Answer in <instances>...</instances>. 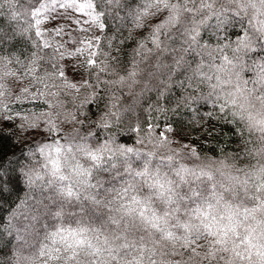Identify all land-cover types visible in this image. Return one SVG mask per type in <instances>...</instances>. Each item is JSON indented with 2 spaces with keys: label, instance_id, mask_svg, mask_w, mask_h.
I'll return each mask as SVG.
<instances>
[{
  "label": "trees",
  "instance_id": "trees-1",
  "mask_svg": "<svg viewBox=\"0 0 264 264\" xmlns=\"http://www.w3.org/2000/svg\"><path fill=\"white\" fill-rule=\"evenodd\" d=\"M144 2L145 0H119V6H102L100 9H94L96 12H102V15L105 13L100 18L105 25L100 36H115L116 30L119 29L121 37H127L131 33L135 40H141L147 35V31L134 29L129 13L138 9ZM0 5H3L0 7V37L3 38L0 40V56H21L27 59L34 57V53L47 51L39 37L35 35L36 31L32 24V13L39 7L35 5V0H16L11 7L6 0H0ZM201 35L203 42L213 50L217 47L223 48L224 44L228 43L224 41L223 44H217L216 40L210 38L203 29H201ZM227 35L232 41L239 38L242 35L240 25L237 23L229 28ZM135 46L134 40H128L118 52H113V55H118L120 61L126 64ZM219 55L218 52L215 53L213 60ZM224 56L231 59L232 53L225 51ZM261 56H264V53H260L258 49L256 56L252 53H248L247 56L241 54V61L233 69L235 77L229 78L231 83L221 81L220 87L215 91L211 83L200 87L194 94L195 100L189 99L183 107L179 106L178 101L182 103L184 95L188 93L173 87L169 98L161 101L160 106L171 109L166 114L150 107L155 104L154 93H149L147 99L141 97L138 103L135 102L134 97L124 93L116 102L115 108L109 105V108L105 109L106 103H115L106 99L99 103L84 104L80 110L77 119L83 121V124L73 123L76 134L79 133L77 141L83 142V145L87 143V147L95 151L105 143H108L109 147H114L109 139L113 138L116 146L134 149L131 153L117 154L116 158L109 157L97 164L93 169L94 184L99 182L101 187L118 189L124 183L119 177L130 168L133 171H146L148 177H159V180L147 179L143 187L154 183L170 185L174 193L167 213L170 217L167 224L170 226L162 224V221L159 224L166 227L167 231L174 236L177 237L179 234V237L164 243L163 236L157 240L159 228H153L151 224H148L138 230L139 233L147 234L145 239L150 242L146 244L155 245L156 250L160 247L169 250V245L173 246L174 240L181 241L184 228L176 226H182L181 224L184 223L192 224L198 216L204 218L208 207H219L224 203L229 206V211H241V207L248 209L249 206L264 208V187H261L264 185V124L260 123V120L264 119V103L260 100L264 90L259 84H248L247 88L251 91L244 99L237 100L236 105L228 103L221 110V105L228 100V94H235L233 84L236 79H257L256 76L250 75L247 62L249 57L260 62ZM220 62H223L222 59ZM233 63L236 62L233 61ZM242 64L245 68L241 67ZM216 66L219 67V62ZM86 75V80H90L100 96H111V92L105 93V84L95 80V73L91 78L88 77L87 72ZM106 79L109 77H101V81ZM90 93L91 89L88 93L82 90L78 92L81 96ZM71 100L77 103L74 105L76 110L72 107H68L67 110L70 114H75L83 100H76L73 96ZM43 103V100L22 104L14 102L13 107L34 104L35 107L32 109H38ZM239 104L244 105L243 109L238 107ZM108 111L114 114L115 119L107 117ZM33 112L35 111L30 110V113ZM102 117L106 119L107 128L101 123ZM27 120L28 118L8 119L4 116V111L0 109V264H31L52 239L53 234L48 235L50 232H57L61 228L77 227L73 219L77 222L83 219L85 222L83 226L92 229L103 230L112 227L110 223H106V217L100 216L92 202L86 199V191L82 193L84 198H69L63 192L67 187L63 186L61 189L53 183L59 182L62 185L67 183V180H60L59 177L62 175H53L44 163L38 146L40 137H29L32 133L42 132L41 126L31 128L22 125V122ZM153 124L155 129H152ZM129 126L133 128V131L128 130ZM167 126L176 130L182 139L187 140L188 147L195 150V156L188 153V157L180 159L181 157L175 158L170 154V156L164 154L155 147L154 139L145 140L147 132L141 134L140 131L143 127L151 129L153 133ZM88 132H91V135H87ZM141 140L144 142L141 143ZM190 156L195 159L187 163ZM109 160L114 163L112 166L106 164ZM143 163L144 166L141 165ZM233 163L238 168L234 167L231 173L239 169L238 176L243 178L238 179L244 180L242 187L246 189L241 186L240 188L231 187L230 184L235 177L229 172L226 175L230 181L224 180L226 168L223 165L231 164L232 168ZM239 164L243 165L239 166ZM248 172L260 174V180L254 178L252 181L246 175ZM124 179L131 178L124 175ZM141 179L136 178V186L142 191ZM213 180L215 184L223 183L224 188H220V191L213 190ZM50 183L53 185L49 186ZM158 192V189L153 191L149 188L140 197L143 199L155 197L153 207L163 216L160 209L162 207L164 211V200ZM213 201L219 202L213 203ZM259 202L262 203L259 204ZM82 204L86 206V212L84 217H79L78 209ZM198 210H200L199 215ZM222 220L223 218H218L217 225ZM245 223L246 221L244 225ZM247 225L249 226L248 222ZM111 230L115 231L113 227ZM129 244L132 245V243ZM177 249L179 252L180 246H177ZM193 253L198 255H192V258L199 264H221L231 260L230 253L227 254L220 248H215L212 253L210 250L207 252L195 249Z\"/></svg>",
  "mask_w": 264,
  "mask_h": 264
},
{
  "label": "snow or ice",
  "instance_id": "snow-or-ice-1",
  "mask_svg": "<svg viewBox=\"0 0 264 264\" xmlns=\"http://www.w3.org/2000/svg\"><path fill=\"white\" fill-rule=\"evenodd\" d=\"M6 2L11 7L16 0H6ZM35 5H39V7L32 15L47 16V23L52 25L56 37L59 38L63 34V40L59 49L46 45L45 48L49 49L48 51L34 53L35 60L32 57L28 58L33 67L37 63L40 64V71L36 73L37 82L32 90L35 91V88L44 83L48 89L46 101L48 99L60 101V98L66 94L73 96L76 100L82 99L83 103L78 106L77 112L70 114L73 123L83 124V121L78 120L77 117L84 104L99 103L110 99L115 103H106L105 109H108L109 105L115 108L116 102L124 93L134 97L136 103L141 97L147 99L149 93H154L155 104L150 105V107L166 114L171 109L160 106L161 101L169 98L173 87L188 93V95H184L182 103L178 101L179 106L183 107L189 99L195 100L194 94L198 88L211 83L213 91H215L220 87L221 81L231 83L229 78L235 77L233 69L241 61V54L247 56L248 53H252L253 56H256L257 49L260 53H264V0H145L138 9L129 13L134 29L147 31V35L141 40H135L131 33L127 37H121L119 29L116 30L115 36L104 35L101 37L94 34L93 30L99 32L105 28V25L100 22V18L105 13L102 15V12L97 11V20L91 21L88 16L93 14V9H100L102 6H119V0H94V2L93 0H86V2L81 3H77V0H55L54 3L52 0H44V2L35 0ZM2 6L0 5V7ZM40 9H45V11L41 12ZM85 10H87V14ZM211 21H215V23H211ZM237 23L241 27L242 35L232 41L227 33L229 28L234 27ZM37 25H40L39 20ZM201 29L207 32L210 38L216 40L217 44H223L224 41H228V43L224 44L223 48L211 49L203 42ZM35 35L41 36L42 33L36 31ZM49 35H52V31H49ZM2 39L0 37V40ZM128 40H134L136 46L132 49L130 59L125 64L120 61L118 55H113V52H118ZM65 45H67V52L64 49ZM37 48H39V44H37ZM225 51L232 53L231 59L224 56ZM217 52L220 55L213 60V55ZM221 59L223 62H220ZM61 60L67 63V67H61ZM72 61H79V63H72ZM233 61L236 63L234 64ZM218 62L219 67L216 66ZM11 65H20V74L29 76L30 79L33 67H29L28 61L21 65L18 58L5 60L3 56H0V70H2L3 76L14 74L9 72ZM241 67L245 68V65L242 64ZM247 67L250 75L256 76L257 79H236L233 84L235 94H228V100L221 105V110L228 103L236 105L237 100L244 99L246 94L251 91L247 88L248 84H259L264 90V56L260 57V62L249 57ZM81 70H86L90 78L95 73V80L104 83L106 86L105 93L111 92V96H100L90 80L81 83L79 89L75 83L68 84L66 73H79ZM3 76H0V79ZM102 76H107L109 79L101 81ZM13 77L15 78L14 75ZM54 88L56 92L52 91ZM89 89H91L89 95L81 96L78 94L80 90L88 93ZM24 95L27 96L28 91L24 92ZM36 98L39 99V96ZM260 100L261 103H264V95L260 97ZM57 107H63L62 103H54L53 111H56ZM238 107L243 109L244 105L239 104ZM106 115L108 118L115 119L111 111H108ZM101 123L105 128L108 127L105 117L101 118ZM260 123L264 124V119H261ZM152 129H155V124H153ZM128 130L133 131V128L129 126ZM48 131H53L51 125H49ZM140 131L141 134L147 132L145 140L154 139L157 142H167L168 140L163 133L159 136H152L151 129L141 127ZM166 131L172 132L173 130L168 128ZM87 135H91V132H88ZM109 139H111L114 147H109L108 143H105L93 151L92 148L87 147V143L83 146L75 145L74 149L72 148V151L68 153L69 160L66 162V166L67 164L71 165L70 175L59 178L68 181V186L63 192L69 198H84L82 193L86 191L88 193L86 199L92 202L100 216L107 214L106 223H110L115 231L110 233V238L101 239L104 235L102 229L85 227L83 226L85 224L83 219L79 222L73 219V223L77 227L61 228L55 232L54 236L60 237L59 242L51 252L42 250L40 253L42 256L57 260L61 264L65 257L68 264H105L102 257L107 256L110 264H118L119 258L135 247L134 244H129L127 235L137 233L146 223L152 224L153 228H159L157 240L161 236H163L164 243L171 239H177L176 236L167 231L166 227L158 223V221H162L166 225L170 217L167 213H164L163 216L157 213L153 207L155 197L140 198L151 188L153 191L160 190L158 195H161L162 200H167L168 203L172 202L168 197L174 193L171 189L165 190L162 184H148L147 187H143L147 179L159 180L158 176L148 177L146 171H133L129 168L124 175L131 179L125 180L124 175H121L119 179L123 180L124 183L118 189L101 187L99 182L96 184L92 182L93 169L103 159L116 158L117 154L134 151L133 148H120L115 145L113 138ZM143 142L144 140H141V143ZM70 147L72 146L70 145ZM55 151L59 154L60 148L57 147ZM187 152L193 156L196 154L192 148H188ZM73 153H81L83 163L79 162ZM52 165L53 175H56L59 169V161L53 159ZM138 177L142 178V191L136 186V178ZM113 191L118 197L130 201V203L121 204L115 209L118 215H111L114 211L111 208L112 201L101 199V194ZM165 191H167V195H163ZM160 211L163 212L162 207ZM200 218L203 220V217ZM209 219L211 223L207 220L204 221L206 227H212L216 223L215 217L211 214H209ZM125 221L128 225L127 228L124 226ZM176 227L189 230L190 240H196L197 244L201 242L200 239H197L200 233L192 225H177ZM120 233L125 235L121 236ZM165 233L167 234L165 235ZM146 235V233H139V243L150 242L145 240ZM183 238H189V236L186 235ZM121 240L124 242L120 243ZM113 242L119 245L115 250L109 247ZM61 246L67 251L61 250L57 253L56 248H61ZM169 247L171 246L169 245ZM195 247L196 244L191 242L187 248L181 245L180 251L176 252V255L182 253L195 255L191 251ZM157 251L163 256L172 255V252L166 248L160 247L157 248ZM236 255L238 256L239 253ZM132 264H142V261H133ZM148 264H155V258L148 257Z\"/></svg>",
  "mask_w": 264,
  "mask_h": 264
},
{
  "label": "rangeland",
  "instance_id": "rangeland-1",
  "mask_svg": "<svg viewBox=\"0 0 264 264\" xmlns=\"http://www.w3.org/2000/svg\"><path fill=\"white\" fill-rule=\"evenodd\" d=\"M54 3L55 0H52ZM86 2V0H77V3ZM36 9L33 11L35 12ZM41 12H44L45 9H40ZM85 13L87 14V10H85ZM88 19L91 21H96V11L93 9V14L88 16ZM40 21V25H37V21ZM48 17L44 15L40 16H33L32 15V24L35 29V31H40L42 33L41 36H38L42 46L45 48V46H50L51 48L59 49L61 42L63 40V34L58 38L55 35V31L52 28V25L50 23H47ZM101 22V19H100ZM102 23V22H101ZM46 25V27H45ZM101 29L99 32H95L96 35H101L102 33ZM49 31H52V35H49ZM47 51L49 49L45 48ZM65 51L67 52V45L64 46ZM96 50V49H94ZM86 51V50H85ZM38 53V52H37ZM5 60H8L9 58L13 59H19L21 62V65L24 64L26 61L29 63V67H33L32 62L28 60V58H23L21 56L17 57H4ZM33 60L36 59V56L32 57ZM83 59V57H81ZM61 67H67V63L64 60L60 61ZM72 63H79V61H72ZM20 65H11L9 68L10 73H14L13 75H7L3 76L2 70H0V76H3L2 79H0V109L1 111H4V116L6 118H28L27 121H23L22 125L27 127H38L41 126L42 132H35L29 135L31 138L32 136L40 137L39 141V151L41 153V157L43 158L44 163L50 168V170L53 172V165L52 160L57 159L59 161V169L57 170L58 175L62 176H68L70 175V169L71 165L67 164L66 162L69 160L68 153L72 151V148L74 149L75 145L79 144L83 146V142L77 141V134H76V127L72 122V117L67 110L68 107H72L76 110L74 105H77V103H73L71 100V96H68L67 94L60 98V101H55L54 99H48L46 101V96L48 94V89L45 87L44 83H41L39 87L35 88V91H33V87L36 85V73L40 71V64H36L33 67L32 73L29 76H22L19 71ZM86 70H81L79 73L69 72L66 73V81L68 84L75 83L77 86H79L81 83H83L86 78ZM43 75V74H41ZM28 91V95L25 96L24 92ZM53 92H56V89H52ZM39 96V99L36 97ZM31 97V99H29ZM35 100H43L44 103L38 108V109H32L35 107L34 104L29 105H18L16 107H13L14 102L22 104L23 102H33ZM54 103L60 104L62 103L63 107H57L56 111H53V105ZM11 105V107H9ZM30 110H34L35 112L30 113ZM67 110V112H66ZM51 117V119H49ZM70 120V123L68 121ZM67 121V122H66ZM68 123V124H67ZM49 125L52 126L53 131L49 132L48 128ZM169 127L161 128L158 131H155L152 133V136H159L161 133L165 135V138H167V142H157L156 140L153 142L155 147L159 149L162 153L174 156L175 158L183 159L185 157H188L187 149L189 148L188 142L186 139H182L179 134L176 132V130H173L172 132H167L166 130ZM171 128V127H170ZM70 145L72 147H70ZM59 147L60 153L57 154L55 149ZM75 158L83 163V160L81 159L82 154L81 153H73ZM169 155V156H170ZM193 156H190V159L187 161V163L190 160H194ZM109 163H106L108 166H112L114 163L111 162V160L108 161ZM144 166V163L141 164ZM243 164H239V166H242ZM226 170L224 175V180L229 182L230 180L227 178L228 172L231 173V170L234 169V167L238 168V166H235L233 163V166L231 168V164H224L223 165ZM230 168V169H229ZM224 169L222 170L224 172ZM240 173L239 169L235 171V173H231L235 179H233V183L231 182V187L236 188H244L242 185L244 184V180L242 179L243 176H238ZM252 172H248V175L250 179L253 181L254 178H258L260 180V174L255 173L251 174ZM239 178V179H238ZM249 179V180H250ZM54 184L58 185V187L63 188V186H68L67 183H63L62 185L58 182H53ZM152 183V182H151ZM155 184V183H154ZM213 180V190L217 189L220 191V188L223 187V183H216ZM263 184V183H261ZM53 184H49L51 186ZM253 187V183L251 184ZM164 186V189H170L169 186ZM217 187V188H216ZM258 188V187H257ZM160 192V190L158 189ZM172 191V189H171ZM158 192V193H159ZM88 193H85V196H87ZM163 195H167V191L163 193ZM172 196H169L168 199H172ZM143 199V197H140ZM101 199L110 200L112 201L111 208L114 209L112 211V215H118V212L115 211L121 204H127L130 203L128 200H124L122 197H118L115 192L109 193L107 195H101ZM217 201V199H216ZM215 201H213L214 203ZM219 202V201H218ZM215 202V203H218ZM212 203V202H211ZM262 202H259L261 204ZM169 203L167 200H164V213H168V207ZM205 217L203 220L198 216L196 221L192 224L193 228L196 229L197 232L200 233V236L197 237V239H200L201 242L197 244L196 240H190L189 230L184 229V234L182 236L181 241H173V246L169 247V252H172V255L163 256L162 253H159L154 246L148 245L146 243H139V237L138 233H133L132 235H127V241L129 243H132L135 245V247L127 252V254L122 255L119 260L118 264H132L133 261H142V264H148V257H154L155 258V264H199L198 261H196L194 258H192L193 254H182L181 256L176 255V252H178L177 246L183 245L185 248L188 247L189 242L192 244H196V247L193 248L191 251L193 253V250L198 249L202 251L210 250L212 253L215 248H220L225 253L229 254L231 256V260H228L225 263L221 264H264V208L261 206H255L248 209L241 207V211H229V206L222 203L219 207H208L206 208ZM255 210V211H253ZM157 211V210H156ZM86 212V206L84 204L81 205V207L78 209V215L79 217H84V213ZM200 210H198V213ZM159 213V211H157ZM204 214V213H203ZM209 214L215 217L216 223L212 227H206L204 224V221H210ZM161 216V215H160ZM221 216V217H220ZM104 217H106V220L108 219L107 214H104ZM229 217L231 218L229 220ZM223 218L222 221L218 222L217 225V219ZM246 221L245 225L244 222ZM126 222V221H125ZM160 221H158L159 223ZM247 222L249 223V226L247 225ZM161 223V222H160ZM163 224V223H162ZM125 225V224H124ZM152 225V224H151ZM170 226L169 224H167ZM186 225L184 224H181ZM128 225H125V228ZM145 226H148L146 223ZM112 227H108L103 229L104 235L101 237L103 239L104 237L110 238V233L114 232L111 230ZM115 229V228H114ZM55 233V232H54ZM54 233L50 232L48 235H52V239L48 242L46 248L44 251L51 252V250L56 247V244L59 242L60 239L59 236H54ZM121 236H124V233H120ZM186 235L189 236V239L183 238ZM179 237V234L178 236ZM146 240V239H145ZM123 243L124 241L121 240ZM249 242V243H245ZM249 246V247H248ZM110 248L115 250L119 245L115 242L109 245ZM61 250L67 251V249L56 248V252L59 253ZM175 250V251H173ZM123 251V250H121ZM236 253H239L237 256ZM54 255V253H52ZM195 254V253H194ZM71 255V253H69ZM195 256H198L195 254ZM102 259L105 261V264H110V261H108L107 256L102 257ZM31 264H61V262H58L57 260L48 259L46 256H42L41 254L35 257V260ZM62 264H68V260L65 257L63 259ZM202 264V263H200ZM219 264V263H216Z\"/></svg>",
  "mask_w": 264,
  "mask_h": 264
}]
</instances>
